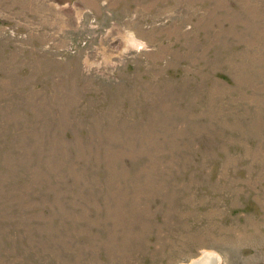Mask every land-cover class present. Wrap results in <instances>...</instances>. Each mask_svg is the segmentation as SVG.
Instances as JSON below:
<instances>
[{"label":"rangeland","instance_id":"rangeland-1","mask_svg":"<svg viewBox=\"0 0 264 264\" xmlns=\"http://www.w3.org/2000/svg\"><path fill=\"white\" fill-rule=\"evenodd\" d=\"M264 264V0H0V264Z\"/></svg>","mask_w":264,"mask_h":264},{"label":"water","instance_id":"water-1","mask_svg":"<svg viewBox=\"0 0 264 264\" xmlns=\"http://www.w3.org/2000/svg\"><path fill=\"white\" fill-rule=\"evenodd\" d=\"M214 254H215V256L212 255L213 258H215L217 260V264H220L221 258L219 257L218 254H216V253H214ZM209 256H211V255H209V254L208 255L207 254H202L197 260H194L192 262V264H203L205 262L206 258L209 257Z\"/></svg>","mask_w":264,"mask_h":264},{"label":"bare ground","instance_id":"bare-ground-1","mask_svg":"<svg viewBox=\"0 0 264 264\" xmlns=\"http://www.w3.org/2000/svg\"><path fill=\"white\" fill-rule=\"evenodd\" d=\"M214 253L215 252H212V251H205V252H203L202 254H207V255L209 254V255H211V256H209V257L206 258V260H205V262L203 264H217V260L215 258H213V256H212V255L215 256Z\"/></svg>","mask_w":264,"mask_h":264}]
</instances>
